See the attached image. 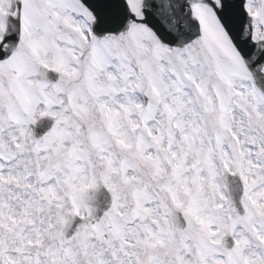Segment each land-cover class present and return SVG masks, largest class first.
Wrapping results in <instances>:
<instances>
[{"label": "snow or ice", "instance_id": "snow-or-ice-1", "mask_svg": "<svg viewBox=\"0 0 264 264\" xmlns=\"http://www.w3.org/2000/svg\"><path fill=\"white\" fill-rule=\"evenodd\" d=\"M0 264H264V0H0Z\"/></svg>", "mask_w": 264, "mask_h": 264}]
</instances>
